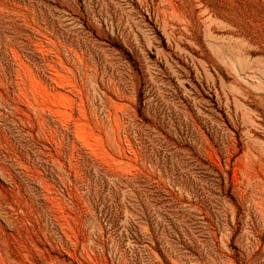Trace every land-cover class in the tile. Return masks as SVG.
<instances>
[{
    "label": "rangeland",
    "instance_id": "obj_1",
    "mask_svg": "<svg viewBox=\"0 0 264 264\" xmlns=\"http://www.w3.org/2000/svg\"><path fill=\"white\" fill-rule=\"evenodd\" d=\"M0 264H264V0H0Z\"/></svg>",
    "mask_w": 264,
    "mask_h": 264
}]
</instances>
